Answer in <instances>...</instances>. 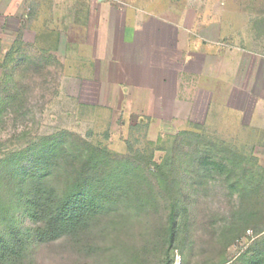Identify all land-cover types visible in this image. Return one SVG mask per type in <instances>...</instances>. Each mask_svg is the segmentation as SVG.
Instances as JSON below:
<instances>
[{"label": "rangeland", "instance_id": "obj_1", "mask_svg": "<svg viewBox=\"0 0 264 264\" xmlns=\"http://www.w3.org/2000/svg\"><path fill=\"white\" fill-rule=\"evenodd\" d=\"M39 2L17 32L0 17V231L20 232L21 243L0 250V264L264 259V0ZM129 11L219 22L218 55L241 49L239 78L257 79L250 104L228 106L218 81L212 104L193 106L196 89L181 75L175 89L137 88L146 83L119 45L115 13ZM44 149L53 156L42 168L32 161ZM15 166L42 170L51 202L86 172L104 208L76 231L51 232L49 208L28 214Z\"/></svg>", "mask_w": 264, "mask_h": 264}, {"label": "crops", "instance_id": "obj_2", "mask_svg": "<svg viewBox=\"0 0 264 264\" xmlns=\"http://www.w3.org/2000/svg\"><path fill=\"white\" fill-rule=\"evenodd\" d=\"M39 3V0H0L2 23H5L6 27L11 22L15 23L17 32L27 20L26 12H29L30 8L33 11L38 10L42 5ZM115 13L121 16L119 45L123 50H128L130 66H136V76L146 83L143 86L135 85L137 88L143 87L146 91L151 90L154 93L158 89H175L174 82L177 81L178 75H181L189 81L187 83L193 84L191 89H196V99L193 98L189 102L193 106H201L202 98L205 99V106H210L218 81L226 89L228 106L235 101L234 98L250 104L256 94L254 88L257 79H249L248 76L239 78L248 58L241 49H233L236 51L231 52L235 55L231 57L232 65L225 68L231 59L226 60L216 51L224 45L222 25L219 22L201 24L193 18L191 23L187 24L186 18L169 20L155 17L151 12ZM117 30L118 28L114 29V35ZM155 53L161 55L159 60L154 58ZM258 61L261 64L264 59L258 58ZM130 70L132 71L131 68ZM204 72H207V75ZM170 73L173 74L171 79ZM238 80L241 81L240 84ZM171 81L173 85H170ZM191 94L194 95V92ZM154 104L165 106L159 100L154 101Z\"/></svg>", "mask_w": 264, "mask_h": 264}, {"label": "trees", "instance_id": "obj_3", "mask_svg": "<svg viewBox=\"0 0 264 264\" xmlns=\"http://www.w3.org/2000/svg\"><path fill=\"white\" fill-rule=\"evenodd\" d=\"M34 154L36 157L32 162L42 168L52 160L53 156L50 149L38 150ZM13 170L20 183L22 182L25 186L21 187L23 193L20 197L26 198L25 204L30 217L39 219L38 215L42 214V207L49 208L47 216L51 232L76 231L82 228L89 219L99 215L104 208L105 200L97 195L98 191L91 182L93 179L86 172L81 173L73 182L72 187L56 199L57 201L51 202L43 195L45 190L42 189V186H44L46 175L42 173V170L37 172V170H28L22 167L21 171L20 166H15ZM49 190L52 192V189ZM174 221L172 214L170 216L169 246L173 242L174 230L172 226ZM19 236L20 232L18 231L10 233L0 231V250L13 253L17 247L21 246ZM263 262V258H255L250 264H262Z\"/></svg>", "mask_w": 264, "mask_h": 264}]
</instances>
